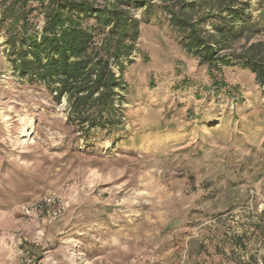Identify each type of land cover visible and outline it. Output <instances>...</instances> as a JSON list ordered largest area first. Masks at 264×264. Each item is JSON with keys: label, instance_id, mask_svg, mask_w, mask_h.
I'll use <instances>...</instances> for the list:
<instances>
[{"label": "rangeland", "instance_id": "1", "mask_svg": "<svg viewBox=\"0 0 264 264\" xmlns=\"http://www.w3.org/2000/svg\"><path fill=\"white\" fill-rule=\"evenodd\" d=\"M3 1L0 264H264L255 76L200 66L157 15L142 23L124 73L126 131L87 144L65 99L13 74ZM259 1L250 0L256 19ZM123 134L129 142L116 146Z\"/></svg>", "mask_w": 264, "mask_h": 264}, {"label": "trees", "instance_id": "2", "mask_svg": "<svg viewBox=\"0 0 264 264\" xmlns=\"http://www.w3.org/2000/svg\"><path fill=\"white\" fill-rule=\"evenodd\" d=\"M2 5L13 74L30 85L43 84L57 103L65 99L68 122L87 144L126 131L124 73L133 63L142 23L157 15L178 32L179 45L200 66L210 71L239 66L264 86V41L257 38L264 32V0L258 19L250 0H4ZM142 9L139 20L134 12ZM116 138V146L129 142L128 135Z\"/></svg>", "mask_w": 264, "mask_h": 264}, {"label": "bare ground", "instance_id": "3", "mask_svg": "<svg viewBox=\"0 0 264 264\" xmlns=\"http://www.w3.org/2000/svg\"><path fill=\"white\" fill-rule=\"evenodd\" d=\"M28 133L27 129H25L24 134L26 135Z\"/></svg>", "mask_w": 264, "mask_h": 264}]
</instances>
